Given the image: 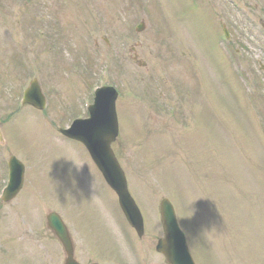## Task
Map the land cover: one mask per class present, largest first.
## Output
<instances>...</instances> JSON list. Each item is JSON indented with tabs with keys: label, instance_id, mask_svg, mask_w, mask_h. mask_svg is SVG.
<instances>
[{
	"label": "rangeland",
	"instance_id": "1",
	"mask_svg": "<svg viewBox=\"0 0 264 264\" xmlns=\"http://www.w3.org/2000/svg\"><path fill=\"white\" fill-rule=\"evenodd\" d=\"M53 2L0 0V124L7 131L11 129L8 145L29 169L36 152V158L43 161L52 159L49 153L63 158L62 172L55 178L61 186V194L53 199L59 210L64 208L71 220L70 208L76 211L81 205L88 206L82 218L85 225L89 214L103 219V227L92 234L88 227L79 230L85 249L109 262L120 248L125 250L124 242L121 247L113 249L112 238L118 240L117 231L129 232L131 240L136 242L128 228H116L123 221L116 199L103 184L80 144L58 135L63 121L70 120L82 109L88 97V86L94 84L105 69L109 77L122 72L119 77L123 83L116 79L118 87L122 91L125 89L124 97L116 102L119 134L122 135L119 142H124L128 158L123 160L130 177L127 186L145 218V236L138 244L145 255L141 252L130 254L122 259L121 264H166L150 248L161 235L156 215L162 196H170L173 200L178 225L186 235L196 264H264V70L259 72L260 62L264 65L262 30L254 28V39H251L248 21L252 20L247 21L238 12H233V17L242 21L236 27L230 26L232 39L227 53L231 60L226 56L218 71L203 51L208 46L215 48L213 43L220 38L219 27L210 17L212 14L206 13L210 8L205 9L201 0H87L97 6L93 14L80 3L75 6L65 4L60 23L66 35V45L62 54L52 53L43 58L45 70L40 72L38 80L41 88L44 86L48 92V113L34 111L28 106L27 112L30 113L19 114V109L15 108L22 90L20 92L18 86L23 82L28 84L32 75L39 74L42 53H60L59 48L65 41V35L62 37L54 27L58 25L56 6L61 1L55 0V5ZM23 7L29 9L30 19L24 27ZM102 12H107L109 21L114 20L124 28L135 18H138L136 23L142 19L145 26L151 21L153 32H158L152 49L163 58L148 52L143 39L148 33L146 27L140 34L132 30L133 35L117 29L120 35L110 28L113 26L108 22L94 32L96 41L100 44L102 38L110 36L121 44V53L127 57H130V49L137 46L140 60L147 62V67L140 68L138 62L130 58L129 69L124 56L117 52L112 60L104 59L105 47L94 39L89 40V45L95 53L89 56L84 52L90 50L88 42L79 44V39L90 30V20L97 19ZM171 19L184 43L179 46L184 52L182 60L173 54L167 57L172 51L167 48L169 44L162 41H166V23ZM127 36L130 40L126 39ZM45 45L46 49H43ZM74 51L77 54L73 58L74 65L79 58L82 60L88 56L79 62L86 69L83 72L68 62ZM79 51L83 52L78 54ZM234 52L240 54L239 57ZM241 58L246 60L249 69L244 62L237 61ZM177 65H184L183 73ZM156 69L158 86L165 88L180 83L185 87L191 83L196 86L200 71L201 86L195 98L194 116L188 119L190 127L179 126L180 121L168 116L166 111L159 110L160 115L150 106L154 103L156 110L160 108L155 89L157 82L153 84L154 90L152 82L141 83L144 78L148 80L155 74ZM123 71L131 79L127 80ZM163 76L173 84L165 83ZM259 83L261 93L254 88ZM252 89L255 90L252 92ZM162 100L166 102V98ZM57 116L61 118L54 122L53 118ZM151 116L155 118L149 120ZM179 130L181 133L176 134ZM174 134L178 137L176 148L172 142ZM2 159L0 151V168ZM29 175L32 177V172ZM26 190L29 191L28 185ZM39 195L41 199L31 200L23 196L18 201L23 206H19L15 214L12 206L1 209L0 264H23L21 259L42 263L52 257L48 250L37 252L44 249L31 238L32 231L28 236L22 233L33 223L19 216H23L22 212L32 216L41 200L48 199L49 193L40 191ZM48 205L50 203H45L43 208ZM72 222L76 224L74 220ZM40 232L47 235L44 228ZM41 242L45 248H51L55 259L61 258L62 253L51 241ZM224 250H229L226 256ZM76 251L82 262L97 259L84 253L80 246ZM146 251H151L150 255L146 256Z\"/></svg>",
	"mask_w": 264,
	"mask_h": 264
},
{
	"label": "water",
	"instance_id": "2",
	"mask_svg": "<svg viewBox=\"0 0 264 264\" xmlns=\"http://www.w3.org/2000/svg\"><path fill=\"white\" fill-rule=\"evenodd\" d=\"M35 96H37V89L31 88L26 100L41 107L42 104L34 99ZM114 99L115 93L112 90L110 91L109 88L98 90L96 92L95 104L89 108L90 119L75 122L72 129L67 132L64 131V133L73 138H78V140L85 143L94 160L106 175L108 182L120 194L122 207L129 213L131 222L135 224L137 216L133 215L128 196L125 194V182L122 173L118 170L111 155L112 153L109 150V143L116 133L113 108ZM161 203V213L164 216L167 237L165 240L160 241L158 246H156L157 249L165 253L167 261L171 264H192L187 255L183 234L174 222L171 206L165 200ZM132 207L136 212L135 207ZM50 221L57 233L63 234L62 228L56 225L55 218L51 217ZM61 238L68 248L67 241L62 236ZM69 258L71 257L69 256ZM67 262L71 264L73 261L69 259Z\"/></svg>",
	"mask_w": 264,
	"mask_h": 264
}]
</instances>
